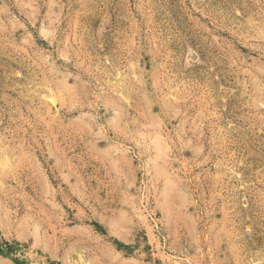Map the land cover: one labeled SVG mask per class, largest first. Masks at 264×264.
<instances>
[{
  "label": "rangeland",
  "instance_id": "obj_1",
  "mask_svg": "<svg viewBox=\"0 0 264 264\" xmlns=\"http://www.w3.org/2000/svg\"><path fill=\"white\" fill-rule=\"evenodd\" d=\"M0 264H264V0H0Z\"/></svg>",
  "mask_w": 264,
  "mask_h": 264
}]
</instances>
